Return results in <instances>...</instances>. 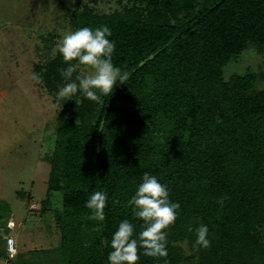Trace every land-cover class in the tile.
<instances>
[{
    "label": "trees",
    "instance_id": "trees-1",
    "mask_svg": "<svg viewBox=\"0 0 264 264\" xmlns=\"http://www.w3.org/2000/svg\"><path fill=\"white\" fill-rule=\"evenodd\" d=\"M114 1L120 8L105 14L74 4L68 16L72 31L108 26L112 62L129 73L102 104L82 91L57 98L66 83L59 69L68 67L58 51L33 65L58 107L43 161L46 199L63 193L54 214L59 264H109L120 222L135 225L134 237L142 231L127 201L146 172L180 209L166 230L167 257L141 248L138 264H264V89L255 88L254 73L223 79L248 46L264 48V0ZM39 41L52 49V35ZM97 191L108 196L102 222L88 219L85 207ZM201 224L207 249L193 247Z\"/></svg>",
    "mask_w": 264,
    "mask_h": 264
},
{
    "label": "rangeland",
    "instance_id": "rangeland-1",
    "mask_svg": "<svg viewBox=\"0 0 264 264\" xmlns=\"http://www.w3.org/2000/svg\"><path fill=\"white\" fill-rule=\"evenodd\" d=\"M74 4L98 14L120 8L114 0H0V264H59L54 214L61 210L53 197L46 199L50 167L43 161L53 151L58 107L29 77L34 64L55 55L62 33L72 32ZM51 35L50 50L39 40ZM247 73L256 75V89H264V48L248 46L224 67L223 79ZM44 202L49 208L42 212ZM8 237L16 240L14 258L5 254Z\"/></svg>",
    "mask_w": 264,
    "mask_h": 264
},
{
    "label": "clouds",
    "instance_id": "clouds-1",
    "mask_svg": "<svg viewBox=\"0 0 264 264\" xmlns=\"http://www.w3.org/2000/svg\"><path fill=\"white\" fill-rule=\"evenodd\" d=\"M111 35L112 32L106 25L95 30L82 27L76 31L62 33V38L54 51L62 55L68 67L59 69L66 83L60 87L58 99L69 100L78 91H82L87 99L102 104V96L111 94L118 80L120 84L128 80L129 73L122 72L112 62L115 42L108 39ZM72 61L77 63L73 64ZM81 65L91 71L77 74L73 80V74L77 73ZM29 78L36 84L44 83L39 74L32 73ZM52 196L53 207L62 211L63 193L54 191ZM107 199V193L101 191L90 196L85 204L91 211L88 219L100 222L105 220L104 209L107 206ZM224 199L225 197H221L218 203L223 205ZM127 205L131 208L133 217L143 221L142 231L134 237L135 225L127 219L120 222L111 240L113 250L108 254L109 264H138L141 248L146 257L166 258L168 255L166 230L175 224L180 209L178 202L169 199L167 186L162 185L156 176L146 172L142 176V183L127 201ZM95 230L100 231V227ZM196 237L194 248L207 249L211 246L206 225L201 224L196 229Z\"/></svg>",
    "mask_w": 264,
    "mask_h": 264
},
{
    "label": "built area",
    "instance_id": "built-area-1",
    "mask_svg": "<svg viewBox=\"0 0 264 264\" xmlns=\"http://www.w3.org/2000/svg\"><path fill=\"white\" fill-rule=\"evenodd\" d=\"M5 240H6V254L9 258H14L17 255L16 240L13 237H8Z\"/></svg>",
    "mask_w": 264,
    "mask_h": 264
}]
</instances>
